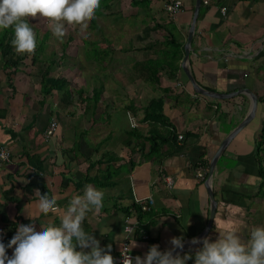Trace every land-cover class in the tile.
Listing matches in <instances>:
<instances>
[{"label":"crops","instance_id":"obj_1","mask_svg":"<svg viewBox=\"0 0 264 264\" xmlns=\"http://www.w3.org/2000/svg\"><path fill=\"white\" fill-rule=\"evenodd\" d=\"M165 1L139 0L134 5L130 0L136 10L129 21L137 29L133 38L125 43L122 37L119 48L106 45L94 55L91 49L97 47L88 48L95 67L89 92L69 85L71 95L64 89L44 94L39 68L21 62L9 80L0 49V144L13 154L11 162L0 166L2 239L8 232L12 237L27 215L36 216L39 223L59 224L70 198L87 184L102 189L105 196L102 207L87 212L83 227L101 246L111 243L114 258L122 248L126 210L138 214L136 202L142 198H153V214L130 242L133 256H143L153 243L162 250L170 248L173 236H183L185 242L198 237L209 225L213 204L215 212L205 234L213 240L219 236L217 227L239 225V234L247 239L252 227L264 224V151L258 154V144L264 146V0H209L196 22L188 58L196 82L221 93L249 89L258 97L256 114L223 150L209 182V170L201 179L197 166L210 168L221 141L249 113L251 95L243 90L215 98L195 91L178 52L186 43L196 0H182V10L174 18L164 9ZM224 6L225 15L220 10ZM156 24L160 27L153 29ZM54 63L50 75L60 77L53 71ZM177 64L180 68L174 74ZM98 91L99 100L94 102ZM152 98H162L167 124L143 119ZM51 119L57 120V127L46 139ZM170 130L177 136L159 144L165 154L159 164L143 136L154 139ZM28 155L42 161L30 162ZM107 166L112 169L106 170ZM103 172L107 184L87 182L77 187L86 176L95 178ZM163 174L174 178L171 187L165 185ZM38 188L55 195L60 207L40 211ZM201 245L202 240L178 252L193 253L187 261L193 264ZM8 251L12 254L13 249Z\"/></svg>","mask_w":264,"mask_h":264},{"label":"clouds","instance_id":"obj_2","mask_svg":"<svg viewBox=\"0 0 264 264\" xmlns=\"http://www.w3.org/2000/svg\"><path fill=\"white\" fill-rule=\"evenodd\" d=\"M100 4L101 0H0V29H14L11 43L17 52H32L37 39L29 16L50 18L51 31L62 37L66 31L63 19L86 23ZM36 191L40 211L60 207L55 195L39 188ZM104 196L102 189L87 184L81 194L70 198L59 224L39 223L36 216L26 214L27 219L18 223L7 243L0 230V264H115L110 251L112 244L101 246L93 232L83 227L87 212L102 207ZM217 228L219 236L215 240L209 236L191 238L194 245L202 240L195 250L193 264H264V224L252 227L247 239L239 234L242 231L239 225ZM171 244L172 247L162 250L158 243H153L143 256H131L122 249L123 264H187L193 259L191 252H176L177 248H184L183 236L171 237ZM7 248L13 249L11 255Z\"/></svg>","mask_w":264,"mask_h":264},{"label":"rangeland","instance_id":"obj_3","mask_svg":"<svg viewBox=\"0 0 264 264\" xmlns=\"http://www.w3.org/2000/svg\"><path fill=\"white\" fill-rule=\"evenodd\" d=\"M135 8L130 5V0H115L113 10L102 9L101 14H95L88 18L86 23L79 21H68L66 18L62 20L66 31L62 37H57L51 31L50 18L42 17L39 14L29 16V22L36 33V39H42L46 36L45 46L43 50L35 49L38 56L53 59L55 61L52 66L54 73L58 76H65L68 79L71 89L86 87L89 92V77L94 71V62L89 59L88 48L91 54H98L104 46L119 48L130 37L133 38L137 31L135 24L130 23ZM127 17V20L124 17ZM129 23H128V22ZM135 21V17L131 22ZM123 33V36L120 34ZM107 35V36H105ZM106 37L109 43L106 44ZM35 53L27 54L26 60L21 61V65L33 66L34 69L45 64L37 63L33 65V57ZM66 56V57H64ZM106 57H103L105 59ZM102 59V60H103ZM32 64V65H31ZM76 94L75 92L73 93ZM66 98H68L66 96ZM75 100L80 98L75 96Z\"/></svg>","mask_w":264,"mask_h":264},{"label":"trees","instance_id":"obj_4","mask_svg":"<svg viewBox=\"0 0 264 264\" xmlns=\"http://www.w3.org/2000/svg\"><path fill=\"white\" fill-rule=\"evenodd\" d=\"M111 1L112 0H101L100 7L96 10L95 14H101L102 9H107L108 11L111 12L112 11ZM203 1L204 0H202L198 19L203 16V14H204L205 10L207 9V6H208ZM132 2L134 5H136L139 3V0H132ZM159 27H160V25L156 24L152 28L156 29ZM13 37H14V29L12 27L0 29V49H1L2 57L4 58L3 66H4V69L7 71L6 73L9 76V80L11 79V74L16 72L18 64L22 60H24V58L27 56V54L31 53V52H23V53L17 52L15 50V46L12 45V43H11ZM45 41H46V36H44L42 39L37 40V46L35 49L43 50L44 46H45ZM32 52L35 53V56L33 57L34 64L38 63V62L41 64H45L44 67H42V66L39 67V73L41 76L42 93L49 94L54 89H64L68 95H71L72 92L68 88V86H69L68 79H66L64 77H53L50 75L51 65L55 61L53 59L44 58L43 56L39 57L35 50ZM183 55H184V48L181 45V48H179V52H178V57H179L178 59L180 60L183 57ZM64 57H66V56H64ZM178 68H180V65L177 64L176 67L174 68V74L178 70ZM157 72H158L157 69L154 70V74L156 73L154 75L155 78L157 77ZM100 94H101L100 92L96 93V99H94V102H97L99 100ZM143 119L145 121L155 122V123H164V124L168 123V119L164 114L162 98H157V99L152 98L151 100H149V102L144 107ZM172 134L175 137L177 136V134L171 130L168 131L167 135L158 134L159 137L158 138L155 137L154 139L152 138V136H150V137L149 136H145V137L143 136V138H145L147 141L150 142V144L153 148V150L151 151V154H154L156 156V158L159 161L158 162L159 164L162 162L163 156L165 155L162 153V151H160L161 145L159 147V144L161 142H164L167 139H169L172 136ZM261 137L264 138V123L262 126ZM164 138H166V139H164ZM261 144H262L261 142L258 144V154L261 150L264 151V146H262ZM28 157H29L30 162H33L34 159L39 160V162L42 161V159L40 160L38 158V156H36V155H33V156L28 155ZM38 168H39V166H38ZM111 169H112V167H110V166L106 167V170H108V171H110ZM107 180H108V175L103 172L100 174V176L95 177V178L90 177V176H86L77 185V187L80 188L83 184H85L87 182H94L97 185H105V184H107V183H105V182H107ZM137 209H138V219H139V227L137 228V231H140L141 229L143 230L144 227L147 226L145 224V219L149 218V217L152 218L153 211L151 210L152 208L150 209V211L149 210L148 211H142L139 206L137 207ZM126 213L129 215L128 209L126 210ZM10 238H11V233L8 232L7 236L5 238H3V240L5 243H7L10 240Z\"/></svg>","mask_w":264,"mask_h":264},{"label":"built area","instance_id":"obj_5","mask_svg":"<svg viewBox=\"0 0 264 264\" xmlns=\"http://www.w3.org/2000/svg\"><path fill=\"white\" fill-rule=\"evenodd\" d=\"M203 2L205 4H210L209 0H204ZM182 7H183L182 0H166L164 3V9L168 13V15L172 18L176 17L179 14V12L182 10ZM220 10L223 15L227 13V7L225 6L221 7ZM56 127H57V120L51 119L47 129L44 132L46 139L50 138L54 134ZM178 138L181 139L183 138V136L180 134L178 135ZM12 158H13V154H12L11 149L5 144H0V166L11 162ZM208 170H209L208 166H205L200 163L197 166L196 174L199 178L205 179L207 176ZM162 179L165 182V185L167 187H171L174 184V178L172 176L163 174ZM136 203L142 211H148L152 208L154 204V200L152 197H147V198H142V199L137 200ZM123 227H124V239H123L122 248L119 254L114 258L115 264H123L122 249L123 251L129 252V254L133 256L130 251V242L134 238L135 232L137 231V228L139 227L138 214L127 215L125 217ZM143 238H148V235L144 233ZM6 251L8 255H11L8 251V248L6 249Z\"/></svg>","mask_w":264,"mask_h":264},{"label":"water","instance_id":"obj_6","mask_svg":"<svg viewBox=\"0 0 264 264\" xmlns=\"http://www.w3.org/2000/svg\"><path fill=\"white\" fill-rule=\"evenodd\" d=\"M202 4V0H196L195 2V7H194V13H193V17H192V21H191V25L189 27L188 30V35H187V40L186 43L184 45V56L182 59V68L188 78V80L191 82V84L193 85L195 91L197 93H201L203 95L206 96H210V97H227V96H231V95H235L237 93L242 92L243 90H247V92L250 93L251 95V100H252V104H251V109L249 111V113L247 114V116L240 122V124L231 132L227 135V137H225L220 145L218 146L216 152L214 153L211 162H210V168H209V174H208V182L211 179L213 173H214V169L217 163V160L219 158V156L221 155V153L223 152V150L226 148V146L228 145V143L232 140V138L243 128L245 127L254 117V115L256 114V109L258 106V97L257 95L250 91L249 89H238L236 91L230 92V93H221V92H215V91H211L208 89H205L203 87H201L195 80L194 76L192 75L189 67H188V58H189V54H190V49H191V42L193 39V35H194V31H195V27H196V22L199 16V11H200V7ZM209 189V195L212 199H214V193L211 189V186H208ZM215 212V204L212 205V212H211V216H210V221H209V225L207 226V229L210 226L211 223V219L213 218ZM207 229L204 230L203 232L200 233V235L198 237H204ZM191 240V239H190ZM191 245H193L191 243V241L189 242H185L184 244V248L186 247H190ZM183 248V249H184ZM182 249L177 248L176 252L180 251ZM175 254V253H174Z\"/></svg>","mask_w":264,"mask_h":264}]
</instances>
